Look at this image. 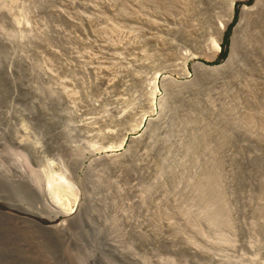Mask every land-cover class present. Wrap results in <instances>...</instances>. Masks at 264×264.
<instances>
[{
	"label": "rangeland",
	"instance_id": "obj_1",
	"mask_svg": "<svg viewBox=\"0 0 264 264\" xmlns=\"http://www.w3.org/2000/svg\"><path fill=\"white\" fill-rule=\"evenodd\" d=\"M225 2L0 0V206L25 220L0 216V264H35L26 228L52 264H264L263 33Z\"/></svg>",
	"mask_w": 264,
	"mask_h": 264
},
{
	"label": "bare ground",
	"instance_id": "obj_2",
	"mask_svg": "<svg viewBox=\"0 0 264 264\" xmlns=\"http://www.w3.org/2000/svg\"><path fill=\"white\" fill-rule=\"evenodd\" d=\"M175 1H177V0H174V2ZM234 1V0H233ZM192 3H193V1H191ZM226 2H227V0H226ZM225 2V3H226ZM229 3V2H228ZM164 4V3H163ZM234 4V3H233ZM230 5V4H229ZM231 5H232V3H231ZM230 5V6H231ZM185 6V5H184ZM193 6V5H192ZM257 7L256 9V11L254 12V13H250L251 11H253V7ZM187 7H189L190 8V6H187ZM253 7H251L249 10H247V11H245V14L243 15V16H245L247 13H249V15H248V17L246 18L245 17V19H246V21H247V23L246 24H255V25H257V26H259V30H262V32L261 33H263L261 36H258L259 35V33H258V37H259V39H258V41L260 42V43H258L259 45H260V47L259 48H264V0H255V4H254V6ZM230 9V8H229ZM231 9H232V7H231ZM188 9H186V11H187ZM254 10H255V8H254ZM232 11V10H231ZM233 12V11H232ZM231 13V12H230ZM230 15V14H229ZM231 18H232V16H231ZM230 18V19H231ZM230 19H228V20H230ZM231 21V20H230ZM229 22V21H228ZM221 24V23H220ZM226 27H227V23H222L221 24V26H219V31H218V37H216L214 40V49H215V53H218V52H220V50H221V47H220V43H221V37H222V33H224L225 32V30H226ZM254 28H255V26H254ZM257 28V27H256ZM218 29V28H217ZM260 32V31H259ZM251 35V34H250ZM249 36V35H248ZM247 36V37H248ZM243 37V36H242ZM237 41H239L240 42V40L238 39ZM237 41H236V47H237ZM258 41H255V42H258ZM256 44V43H255ZM239 45V44H238ZM240 46V45H239ZM258 47V46H257ZM238 48V47H237ZM258 48V49H259ZM263 50V49H262ZM236 51H238V49L236 50ZM261 50H259V52H260ZM262 77V76H261ZM264 78V77H263ZM260 83H262V82H260ZM254 86H256V85H254ZM256 88H258V87H256ZM260 91L262 92L261 94L262 95H264V81H263V84H260ZM264 99V98H263ZM113 148H115V146H113ZM112 148V149H113ZM58 177H60V176H58ZM49 179V178H48ZM59 179V178H58ZM57 183H56V182ZM59 181H61L60 179H59ZM48 182L50 183L49 184V186L51 185V191L53 192V195H54V198L55 199H58L60 196H62V194H70V196H71V194H72V189H71V186H70V184L69 183H67L66 182V184H63V183H60V182H58L56 179H54L53 177H51L49 180H48ZM56 183V184H55ZM52 192H50L51 194H52ZM69 196V195H68ZM221 197V196H220ZM53 198V199H54ZM4 208V207H3ZM2 208V206H0V216H4V217H7L9 220L10 219H19V220H22V221H25L24 220V218H21V216L20 215H17V213L15 214V212L13 213L12 211H10V210H6V209H3ZM72 211V210H71ZM215 211V210H214ZM27 221H29V225L31 226V228L36 232V230L38 231V233H41L40 235H41V238H51V236L50 235H54V237H56V239H58L59 241H58V245L61 247V249H62V254H63V258H65L66 260H69V262H71V259H72V257H73V254L71 253V251L69 250V245H68V241H67V239L68 238H66V235H65V233H64V231L62 232L61 230H60V232H58V229H56V228H54V227H52V225L51 226H49V225H47L45 222L44 223H42V221L41 222H39L38 220L36 221V220H34V219H30V220H27ZM47 222V221H46ZM223 224V223H222ZM58 225V224H57ZM29 226V227H30ZM55 227H60V226H55ZM61 229V228H60ZM26 230H27V235L25 234V236L28 238H25L24 239V242H23V244H22V248H26L27 249V246H29L28 245V243H30V245L31 244H33V245H31L32 247L31 248H33V249H36V250H32V251H30L31 252V255L30 256H28V257H25L26 259H30V261L32 262V263H35V264H52V262L50 261V259L48 258V255H47V252H46V249H45V252L43 251H41V250H39V248L41 249L42 248V244L43 243H41L40 241V243H41V245L38 243V241H37V239H40V236H39V234H35V236L33 235V231L32 230H29V229H27L26 228ZM25 232V231H24ZM55 238H54V240H56ZM45 240V239H44ZM43 240V241H44ZM53 240V241H54ZM56 242V241H55ZM57 244V243H56ZM44 245V244H43ZM31 248H30V250H31ZM28 253L29 252H25V254L24 255H28Z\"/></svg>",
	"mask_w": 264,
	"mask_h": 264
}]
</instances>
